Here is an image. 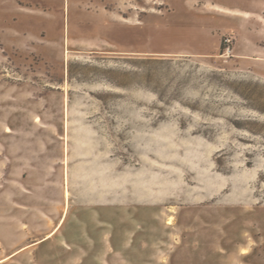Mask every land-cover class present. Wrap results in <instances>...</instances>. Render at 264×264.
I'll return each mask as SVG.
<instances>
[{
  "label": "rangeland",
  "instance_id": "1",
  "mask_svg": "<svg viewBox=\"0 0 264 264\" xmlns=\"http://www.w3.org/2000/svg\"><path fill=\"white\" fill-rule=\"evenodd\" d=\"M180 1L0 0V264H264V61Z\"/></svg>",
  "mask_w": 264,
  "mask_h": 264
},
{
  "label": "crops",
  "instance_id": "2",
  "mask_svg": "<svg viewBox=\"0 0 264 264\" xmlns=\"http://www.w3.org/2000/svg\"><path fill=\"white\" fill-rule=\"evenodd\" d=\"M179 3L173 12H187L190 16H198L196 23L205 24L203 31L212 37V26L217 21L235 30L238 38L234 58L264 61V47L261 45L264 42V0H181ZM196 12L205 14L197 15ZM193 49L195 53L202 55L207 51L195 47Z\"/></svg>",
  "mask_w": 264,
  "mask_h": 264
},
{
  "label": "built area",
  "instance_id": "3",
  "mask_svg": "<svg viewBox=\"0 0 264 264\" xmlns=\"http://www.w3.org/2000/svg\"><path fill=\"white\" fill-rule=\"evenodd\" d=\"M233 41H234V38L225 37L223 56H229V55L233 54Z\"/></svg>",
  "mask_w": 264,
  "mask_h": 264
},
{
  "label": "bare ground",
  "instance_id": "4",
  "mask_svg": "<svg viewBox=\"0 0 264 264\" xmlns=\"http://www.w3.org/2000/svg\"><path fill=\"white\" fill-rule=\"evenodd\" d=\"M69 196V191H67V197ZM65 218V217H64ZM171 222H169V224H170ZM60 227V226H59ZM59 227H57V228H59ZM54 233H55V231L53 232V233H51L50 235H48L44 240H46V239H49V238H51L53 235H54ZM23 250V249H22ZM18 253V252H17ZM16 253V254H17ZM243 253L244 254H246L247 253V251L246 250H244L243 251ZM1 262H3V261H1Z\"/></svg>",
  "mask_w": 264,
  "mask_h": 264
}]
</instances>
